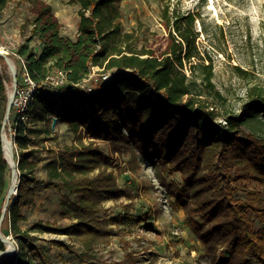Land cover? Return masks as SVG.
I'll return each instance as SVG.
<instances>
[{"label":"trees","instance_id":"1","mask_svg":"<svg viewBox=\"0 0 264 264\" xmlns=\"http://www.w3.org/2000/svg\"><path fill=\"white\" fill-rule=\"evenodd\" d=\"M10 1L0 0V11ZM24 1L31 2L37 15L30 37L15 55L25 59L34 82H44L55 71H65L69 82L39 89L28 123L13 126L20 186L8 209V222L19 251L10 264H33V258L49 264L31 231L76 235L83 247L79 254L63 241L50 243L76 254L83 263L100 264L94 261L95 248L110 244L115 230L109 223L119 225L122 221L120 216L109 217L103 202L134 199L132 190L119 185L112 170L113 157L94 143L65 146L47 165L49 180L39 179L35 146L49 139L41 138L43 133L28 125L32 119L42 121L47 127L45 134L50 135L53 118L79 135L82 128L87 136L109 142L112 154L131 152L136 163L146 161L162 172L180 173L183 186L173 191L175 206L184 209L196 225V235L213 264H264V138L240 136L241 126L250 118L257 114L264 118V86L249 88L242 113L226 118L227 127L214 124L217 113L195 90L197 71L202 75L201 84L210 89L214 85L212 66L193 62L199 56L190 28L194 15L182 16L169 5L164 7L168 42L157 54L148 41L147 46L139 47V35L123 31L118 6L124 0H71L72 5L80 6L76 40L61 35L50 6L40 0ZM34 38L42 46L39 52L30 47ZM188 65L191 78L186 72ZM97 66L114 71L111 80L93 92L79 89L76 84ZM7 78L0 72V218L10 173L1 136ZM252 183L256 186L250 189L247 185ZM50 189L61 194V215L72 223L63 226L38 221L22 230V208L32 203L37 193ZM240 190L247 192L246 200L236 198ZM129 206H123L125 219L130 218ZM5 248L0 239V251ZM222 248L229 252L223 253ZM115 264H136V259L128 253Z\"/></svg>","mask_w":264,"mask_h":264},{"label":"rangeland","instance_id":"2","mask_svg":"<svg viewBox=\"0 0 264 264\" xmlns=\"http://www.w3.org/2000/svg\"><path fill=\"white\" fill-rule=\"evenodd\" d=\"M40 1L51 7L53 16L60 23L61 35L76 40L80 6L72 5L71 0ZM166 5L170 6L171 11L176 10L182 16L192 14L195 17L190 28L196 37L199 56L193 62L212 66L214 85V88L210 89L205 83L201 84L202 75L197 71L198 87L195 90L209 100L211 110L217 113L218 116L212 123L219 124L226 118L239 116L247 100L249 88L264 86V0H124L118 6L122 15L123 31L139 35V47L147 46L148 41L156 53L160 54L166 49L168 42L169 31L162 20V11ZM36 15L37 11L31 2L24 0H12L0 11V46L8 55H14L10 59L17 68L21 83L25 59H20L15 54L19 46L30 37ZM30 47L39 52L41 44L34 38ZM0 72L7 74L6 90L11 92V71L1 58ZM186 72L191 78L189 65L186 66ZM105 83H93V88L98 90ZM58 95L64 93L59 92ZM55 122V125L52 122L50 135L45 134L47 127L42 121L32 119L28 125L43 133L39 134L41 138L49 139L35 146L39 179L49 180L47 165L65 146L94 143L113 157L112 170L119 185L132 190L134 195L133 201L122 198L118 203L113 200L103 202L104 207L108 209L107 215L112 218L120 216L122 221L119 225L109 223L115 234L110 244H99L95 248V262L115 264L130 253L135 256L136 264H213L196 235V225L184 209L175 206L177 202L173 191L183 186L180 173L162 172L160 168L146 161L136 163L131 152L112 154L109 142L87 136L82 128L79 135L68 124L57 119ZM241 131L240 136L243 139H247L249 135L264 138L263 116L257 114L250 118L241 126ZM6 132L11 140L8 127ZM14 148L17 146L14 145ZM11 178L10 169L9 185ZM247 186L253 189L256 185L252 183ZM235 196L237 199L246 200L248 195L240 190ZM187 199L192 201L191 193ZM124 205H130L128 219H125L127 216ZM21 212L25 217V221L21 223L22 230L29 229L38 221L54 222L63 226L72 223V220L62 217L61 194L53 189L37 193L34 201L24 206ZM1 230L5 237L14 240L17 254L18 241L10 232L8 215ZM30 233L33 241L41 247L49 264H87L81 262L76 255L83 251L76 235L37 231ZM52 240L71 245L76 254H70L66 249H58L50 243ZM221 251L229 252L227 248H222ZM16 254L0 258V264L14 263Z\"/></svg>","mask_w":264,"mask_h":264},{"label":"built area","instance_id":"3","mask_svg":"<svg viewBox=\"0 0 264 264\" xmlns=\"http://www.w3.org/2000/svg\"><path fill=\"white\" fill-rule=\"evenodd\" d=\"M0 49L5 50L0 46ZM21 59V58H20ZM114 71H105L104 68L101 67H92L89 74L79 83L76 84L80 89L93 92L95 89L93 88V83H105L111 80ZM23 83L19 84L18 93L14 99L13 109L10 119V123L8 125V129L10 130L11 137H14L15 130L13 128L14 125H18L19 123H28L29 121V113L31 109V105L34 102V95L39 89H43L45 87H61L68 84V76L65 71H55L52 75L47 77V79L42 83H36L30 77L25 64H23ZM5 85L7 83L5 82ZM8 87V85H7ZM53 122L55 125L56 118H53ZM208 122V121H207ZM220 125L227 127V121H220ZM206 125L204 126V129ZM33 264H41L38 258L32 259Z\"/></svg>","mask_w":264,"mask_h":264},{"label":"water","instance_id":"4","mask_svg":"<svg viewBox=\"0 0 264 264\" xmlns=\"http://www.w3.org/2000/svg\"><path fill=\"white\" fill-rule=\"evenodd\" d=\"M0 58L4 59V61L8 64L10 71H11V77H12V91L8 92V102L6 107V114L5 119L3 121L1 136H2V143L4 139V132L6 131V128L8 127L11 119L12 109H13V103L14 99L18 93L19 88V80H18V72L16 66L13 64V62L10 59V56L7 54L6 51L3 49H0ZM14 138L11 137L10 140V157H11V174L12 178H14V182L12 185H9L7 195L4 201L3 211L0 218V239L5 244L6 248L3 251H0V258L10 256L13 254H16L17 252V245L15 244L14 240H12L10 237H5L2 233V225L5 221L7 215H8V209L14 200V198L17 197L18 189L20 186V176L18 171V162L15 160V148H14ZM3 153L5 160L10 163L9 159L6 158L4 147H3ZM15 180H17V183L15 185ZM9 244V247L7 246Z\"/></svg>","mask_w":264,"mask_h":264},{"label":"bare ground","instance_id":"5","mask_svg":"<svg viewBox=\"0 0 264 264\" xmlns=\"http://www.w3.org/2000/svg\"><path fill=\"white\" fill-rule=\"evenodd\" d=\"M3 147H4L6 158L9 159L10 161L9 168L11 169L10 138L6 131L4 132ZM13 182H14V178H11L10 186L12 185ZM16 183H17V180H15V185ZM7 246L9 247V244H7Z\"/></svg>","mask_w":264,"mask_h":264},{"label":"crops","instance_id":"6","mask_svg":"<svg viewBox=\"0 0 264 264\" xmlns=\"http://www.w3.org/2000/svg\"><path fill=\"white\" fill-rule=\"evenodd\" d=\"M41 49H42V46L41 47H39V50L41 51ZM36 51H37V49H36ZM106 206H110V205H106ZM194 251V250H193Z\"/></svg>","mask_w":264,"mask_h":264}]
</instances>
